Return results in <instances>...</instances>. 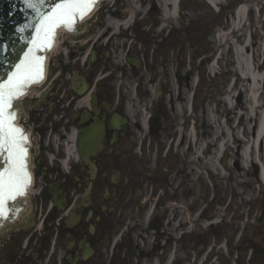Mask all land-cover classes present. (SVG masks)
I'll return each mask as SVG.
<instances>
[{
	"label": "flooded vegetation",
	"instance_id": "1",
	"mask_svg": "<svg viewBox=\"0 0 264 264\" xmlns=\"http://www.w3.org/2000/svg\"><path fill=\"white\" fill-rule=\"evenodd\" d=\"M131 1L102 3L87 43L61 37L46 106L24 113L31 196L0 264H264V184L221 157V61L210 68V33L182 13L196 3L160 26L157 0Z\"/></svg>",
	"mask_w": 264,
	"mask_h": 264
},
{
	"label": "snow or ice",
	"instance_id": "2",
	"mask_svg": "<svg viewBox=\"0 0 264 264\" xmlns=\"http://www.w3.org/2000/svg\"><path fill=\"white\" fill-rule=\"evenodd\" d=\"M24 2L35 9L34 0ZM95 2L59 0L55 3L38 30L42 39L32 41L35 46L24 53L20 62L14 65L15 70L8 73L6 79H0V218L5 217L7 203L23 195L31 183L27 170V136L15 124L14 101L25 93L30 84L43 78L42 58L35 52L50 46L56 27L63 24L71 30L73 22L90 12Z\"/></svg>",
	"mask_w": 264,
	"mask_h": 264
},
{
	"label": "bare ground",
	"instance_id": "3",
	"mask_svg": "<svg viewBox=\"0 0 264 264\" xmlns=\"http://www.w3.org/2000/svg\"><path fill=\"white\" fill-rule=\"evenodd\" d=\"M214 2V0H208ZM256 1V0H255ZM262 0L256 1V4L260 5ZM160 8L162 18L160 19V26L165 24L166 16H171L176 22V12L179 10V5L181 0H157ZM248 7L242 5L238 8L235 13L234 22L226 28V31L220 32L219 45L218 48L224 51H232L234 55V63L237 62L238 69L240 74L243 77H247L250 81V87L240 83L238 77H236L234 83L228 87V90L224 93L227 96L228 103L223 100L221 102L225 107V110L228 112L233 111V116L237 115V110L240 109L239 115L237 117V126L229 127L230 133L225 134L223 131V146L224 149L228 150V141L232 139V143L236 145H241L242 150L240 151V160L242 164H246L249 159H252L253 156L262 162L263 172L262 179L264 181V101L261 102L262 93L259 91L260 81L264 80V56L261 59L260 54L257 53V48L259 49L264 42V18L261 20V17L256 16L255 22L262 24V30H259L258 27L253 24L252 19L247 26L245 24V12ZM251 10H249V14ZM264 16V15H263ZM165 28V27H163ZM235 40L237 42H235ZM253 48H256V53L253 51ZM262 61V62H260ZM235 90H243L246 92V99L248 104L238 103L233 104L230 98L235 95ZM264 90V86H263ZM221 108L217 107L218 116H222ZM258 118V127L256 129L255 135L249 134L252 129V122ZM239 125H241V131H237ZM223 129H226L223 127ZM260 143V144H259ZM262 145V146H260ZM254 152V154H253ZM219 153V150H218ZM237 155V153H236Z\"/></svg>",
	"mask_w": 264,
	"mask_h": 264
},
{
	"label": "water",
	"instance_id": "4",
	"mask_svg": "<svg viewBox=\"0 0 264 264\" xmlns=\"http://www.w3.org/2000/svg\"><path fill=\"white\" fill-rule=\"evenodd\" d=\"M58 2L34 0L33 9L24 0H0V79H6L7 74L15 70L14 65L35 46L32 41L42 38L38 30L44 17L51 14L53 5Z\"/></svg>",
	"mask_w": 264,
	"mask_h": 264
},
{
	"label": "rangeland",
	"instance_id": "5",
	"mask_svg": "<svg viewBox=\"0 0 264 264\" xmlns=\"http://www.w3.org/2000/svg\"><path fill=\"white\" fill-rule=\"evenodd\" d=\"M190 1H192V2H194L193 0H190ZM229 2H230V0H227L226 1V3L227 4H229ZM129 3L131 4V7H132V10L133 11H135V10H137V9H139L140 7L138 6V3L136 2L135 3V1H131V0H129ZM195 3V2H194ZM221 3L222 4H225L224 3V0H221ZM183 5V4H182ZM184 6H187L188 7V5L187 4H185ZM199 6L197 5V4H194V6H193V8L192 9H190V8H188V9H186V10H182V13L184 14H187V16H188V18H189V21H188V25L190 24V23H194V26H198V24L200 25L201 24V26H203V31H202V35L203 36H207L210 32H212V30H216V29H219V27H217V26H220L221 27V25H222V22H223V16L225 15V12H223V13H221V15L218 17V18H216V15L214 14V13H209V12H206V11H204V10H202V9H199L198 8ZM263 13H264V10H263ZM216 18V22H214L213 20ZM263 18H264V16L263 15H261V20H263ZM101 19L102 18H100V19H98V24H100V22H102L101 21ZM156 19V18H155ZM103 21H105V20H103ZM211 21H213V24H214V26L212 27V26H209V27H205V26H207ZM261 26H262V24H260V26L258 27L259 28V30H262V29H260L261 28ZM264 26H262V28H263ZM99 28H104V26L102 27V25L101 26H99ZM201 27H199V29L197 28H195V29H193L194 30V34H195V36H196V38L198 37V33L200 32V29ZM103 29H101V31H102ZM264 30V29H263ZM203 44L204 45H206V48L207 49H209V50H211V48H210V45H209V42L208 41H205L204 40V42H203ZM258 52H259V54H260V58H262V56H264V48H263V43H262V45H261V47L258 49ZM225 68L227 67V65H225L224 66ZM226 77L225 76H223V75H221V78H216L215 80H217V84H221V87H217V90H219V92H221V100H223V98H224V90L226 89V87H227V82H228V79H226ZM236 93V92H235ZM244 97V96H243ZM239 98H241V99H239ZM243 98H242V96L241 97H238V95L236 94L234 97H232L230 100L234 103V102H238V101H240V100H242ZM243 101H244V99H243ZM213 104V103H212ZM26 107H27V104L25 103L24 104ZM222 103H221V108H222ZM222 109H224V108H222ZM226 111V110H225ZM232 113H233V111H231ZM225 115H223L222 114V116H221V121L219 122L220 124H221V126H224V125H232V124H236L235 123V121H236V119H235V117L233 118V114H230V112H228L227 111V117H224ZM231 151H232V149H231ZM236 153V148H234L233 149V154H235ZM232 154V153H231ZM234 158H236V157H233L231 160H230V168H231V171H237V168L235 167V164H234ZM238 164V163H237ZM239 165V164H238ZM244 172H246L247 173V171H246V169L244 168V170H243ZM249 171H251V168L249 169ZM249 171H248V173H249ZM240 174H242V176H243V180H248L249 179V177H246L245 176V174L243 173V172H241ZM238 172H237V174H236V178L240 175ZM242 218H244V217H242Z\"/></svg>",
	"mask_w": 264,
	"mask_h": 264
}]
</instances>
